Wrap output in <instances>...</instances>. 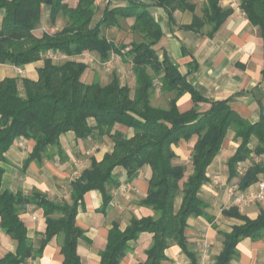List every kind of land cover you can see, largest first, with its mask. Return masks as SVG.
<instances>
[{
	"label": "trees",
	"instance_id": "1",
	"mask_svg": "<svg viewBox=\"0 0 264 264\" xmlns=\"http://www.w3.org/2000/svg\"><path fill=\"white\" fill-rule=\"evenodd\" d=\"M222 0H205L203 14L195 13L187 28L213 35L233 9L223 7ZM96 0H78L72 6L66 0H0V63L24 66L42 58L38 78L6 77L0 80V225L17 242L15 252L0 258V264H22L31 256H40L48 242L63 235L62 264H84L78 253V239L84 231L76 217L84 196L91 190L103 194V209L110 203L107 186H116L115 170L123 167L130 178L149 165L152 172L147 196L142 206L153 208L154 215L133 216L125 229L114 223L109 229L107 243L101 251L100 264H120L129 249L128 242L141 233H152V243L146 249L147 258L138 264H162L166 249L176 242L195 262L185 234L188 218L201 214L206 202L200 191L208 180L207 168L221 149L230 129L240 140L235 153L228 159L230 177L239 175V163L252 160L240 176L245 188L258 181L264 173V116L251 123L230 105L227 99L210 100L201 95L165 51L157 48L163 36L160 23L151 8L163 7L173 18L176 10L195 12L189 0H129L125 5L108 4L100 19L95 21ZM51 7L50 18L55 22L60 14L67 18L61 30L34 33L42 17V6ZM247 17L259 25L264 37V0H240ZM133 18L131 30L141 37L130 43L116 45L105 35L107 27L116 26L121 18ZM95 51L102 63L117 54L132 63L135 86L122 84L117 74L102 84L99 80L86 82L83 75L88 64L75 59L55 61L50 52L80 56ZM45 56V57H44ZM157 86L162 92H172L166 107L152 103ZM190 93L194 106L181 111L179 98ZM199 102L210 107L200 110ZM90 119H94L91 123ZM123 125L132 134L118 129ZM73 130L77 137L107 135L113 142L111 151L101 160L92 159L89 167L71 182L70 200L52 199L44 192L31 194L13 192L3 187L5 153L16 139H32L35 145L25 160H41L48 148L60 142V136ZM197 136L191 153L193 172L186 177V166L176 162L172 146L181 139ZM253 137L255 146L251 145ZM253 155L260 160H253ZM182 192L179 207L176 198ZM34 204L43 209L46 218L44 237L35 248L21 217L23 206ZM239 218L225 233L223 249L215 264H230L244 237H264V208L251 218L234 206L226 210Z\"/></svg>",
	"mask_w": 264,
	"mask_h": 264
},
{
	"label": "crops",
	"instance_id": "2",
	"mask_svg": "<svg viewBox=\"0 0 264 264\" xmlns=\"http://www.w3.org/2000/svg\"><path fill=\"white\" fill-rule=\"evenodd\" d=\"M66 1L72 6L78 2ZM128 1L96 0L95 21L102 17L108 4L125 5ZM189 1L195 3V12L176 10L173 18H170L163 7L151 8L164 33L157 48L165 51L179 69L188 74V81L201 95L210 100L227 99L243 118L251 123L260 121L264 116V37L260 26L254 24L234 2L222 0V6L231 7L233 11L213 35L207 33L209 26L201 31L187 28L186 26L193 22L195 13L200 16L203 14L205 0ZM50 14L51 7L43 4L41 21L34 30L36 35L41 36L44 31L53 33L61 30L66 24L67 18L63 14H60L55 22L51 21ZM1 16L2 13L0 23ZM132 23V17L121 18L118 25L105 29V35L116 45L140 40L141 37L131 30ZM90 53L100 60L97 52ZM59 54L61 55L52 59H75L87 63L84 58L86 52L80 56ZM44 63V58L24 66L9 62L0 63V80L6 77L37 79L38 69ZM18 67L23 68V73H18ZM119 78L121 81V77ZM154 101L155 98H152V103L157 105ZM178 106L181 111L193 107L191 94L182 95ZM198 107L203 111L210 107V103L199 102ZM90 121L94 123V119ZM116 127L126 133H133L123 125ZM196 138L197 136L190 140L181 139L172 146L178 155L176 162L186 166V177L193 172L191 153ZM239 141L234 130L230 129L220 151L207 168L208 180L200 191V196L207 206L201 214L188 218L185 234L195 262L176 242H172L165 251L166 259L162 264H215L216 257L223 249L225 233L230 232L235 224L243 223L241 219L229 216L225 211L236 206L243 214L255 218L264 208V202L260 201L240 203V200L253 196L258 191L259 181L264 179V173H261L258 181L245 188L240 186V176L252 160L239 163V175L230 177L228 159L235 153ZM256 143L257 140L253 137L251 145L255 146ZM34 145L35 141L32 139H16L7 150L5 160L1 163L5 170L3 187L24 194L39 190L52 199L71 201V182L90 166L92 159L101 160L106 152L111 151L113 142L107 135L80 138L71 130L62 134L60 142L50 146L41 160L35 159L26 165L25 160ZM256 156L253 155L252 159L255 160ZM151 172L150 166L145 165L136 176L130 178L123 167H118L115 170L118 185L107 186L111 200L104 209L103 194L100 190H91L85 194L76 217L77 225L84 231V235L78 239V253L84 264H100L101 251L106 246L109 229L114 223L125 229L133 216L155 214L153 208L140 204L147 196ZM68 187L69 191L66 192ZM181 199L180 191L176 198L177 207ZM20 214L34 247L39 248L46 228L43 209L34 204H27L22 207ZM62 242L63 235L54 236L40 256H31L22 264H62ZM151 243L152 233L149 232H143L137 239L130 240L127 254L120 264H138L145 261L146 249ZM16 249V240L7 235L0 225V258L8 252H15ZM230 264H264V237L242 238Z\"/></svg>",
	"mask_w": 264,
	"mask_h": 264
},
{
	"label": "rangeland",
	"instance_id": "3",
	"mask_svg": "<svg viewBox=\"0 0 264 264\" xmlns=\"http://www.w3.org/2000/svg\"><path fill=\"white\" fill-rule=\"evenodd\" d=\"M96 19V18H95ZM44 30V29H43ZM134 39H139L134 37ZM89 68L83 75V80L86 82H91L93 80H99L102 84L108 83L113 74H117L121 77V82L129 84L130 86H135V75L132 69V63L130 61H124L117 54H113L111 59L105 63H100L97 56L86 52L84 56ZM174 95L172 92H162L160 86H157L156 92L153 95L155 98V104L157 105H168L169 99ZM69 191V187L67 191Z\"/></svg>",
	"mask_w": 264,
	"mask_h": 264
},
{
	"label": "built area",
	"instance_id": "4",
	"mask_svg": "<svg viewBox=\"0 0 264 264\" xmlns=\"http://www.w3.org/2000/svg\"><path fill=\"white\" fill-rule=\"evenodd\" d=\"M230 2H234L236 4V6L240 7V0H229ZM61 54L59 53H55V52H50L49 56L50 57H58ZM18 73L21 74L23 73V68L22 67H18ZM22 144V143H21ZM261 158L256 156L255 160H260ZM253 201H260V202H264V179L259 181L258 184V191L251 197L247 198V199H242L240 200V203H247V202H253Z\"/></svg>",
	"mask_w": 264,
	"mask_h": 264
}]
</instances>
